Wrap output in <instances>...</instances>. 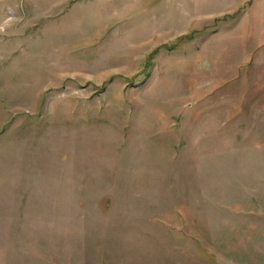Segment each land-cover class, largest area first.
<instances>
[{"label": "rangeland", "instance_id": "obj_1", "mask_svg": "<svg viewBox=\"0 0 264 264\" xmlns=\"http://www.w3.org/2000/svg\"><path fill=\"white\" fill-rule=\"evenodd\" d=\"M0 264H264V0H0Z\"/></svg>", "mask_w": 264, "mask_h": 264}]
</instances>
